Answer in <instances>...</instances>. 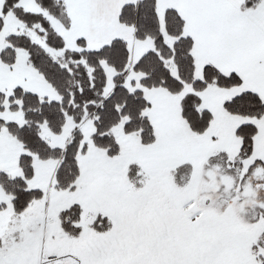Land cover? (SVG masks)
<instances>
[{
    "label": "snow or ice",
    "instance_id": "obj_1",
    "mask_svg": "<svg viewBox=\"0 0 264 264\" xmlns=\"http://www.w3.org/2000/svg\"><path fill=\"white\" fill-rule=\"evenodd\" d=\"M0 264H264V0H0Z\"/></svg>",
    "mask_w": 264,
    "mask_h": 264
}]
</instances>
